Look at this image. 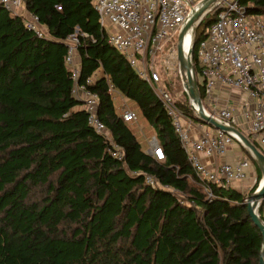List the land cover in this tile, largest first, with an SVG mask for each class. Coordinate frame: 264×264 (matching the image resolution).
I'll return each mask as SVG.
<instances>
[{
	"label": "trees",
	"instance_id": "trees-1",
	"mask_svg": "<svg viewBox=\"0 0 264 264\" xmlns=\"http://www.w3.org/2000/svg\"><path fill=\"white\" fill-rule=\"evenodd\" d=\"M22 1L49 37L0 6V264H258L262 234L244 194L195 172L153 88L108 43L92 0ZM238 3L264 23V0ZM213 19L194 32L195 74L196 45ZM75 30L87 33L78 82L91 77L86 87L121 158L71 93L63 40ZM162 84L193 119L185 91L177 99ZM120 98L154 130L163 160L145 151L143 125L123 120Z\"/></svg>",
	"mask_w": 264,
	"mask_h": 264
},
{
	"label": "built area",
	"instance_id": "built-area-1",
	"mask_svg": "<svg viewBox=\"0 0 264 264\" xmlns=\"http://www.w3.org/2000/svg\"><path fill=\"white\" fill-rule=\"evenodd\" d=\"M202 1L92 0V5L108 43L124 55L130 67L147 81L161 100L164 112L195 172L207 181L232 187L235 182L247 178L251 159L244 157L232 163L221 162L210 169L202 163L199 153L208 157L224 155L229 145L235 142L241 145L236 134L208 127L204 129L205 124L201 123L203 125L198 126L199 134L193 135V119L175 104L173 96L162 84V74L168 80L177 62L175 47L166 45V42L173 34H178L184 22ZM0 6L23 16L26 28L37 36L49 37L38 16L27 12L22 0H0ZM208 14L214 19L195 49L198 66L196 78L197 75L201 78L200 85L204 92L203 107L209 115L228 126L237 128L244 124V135L251 142L264 147L263 20L245 13L238 0H215L202 14L199 22ZM80 37H87V33L75 30L63 40L67 46L65 63L73 81L71 93L86 110L88 125L107 139L115 149L112 150V155L121 158L103 121L97 116V95L86 87V84L91 83V77L85 83L78 82L80 69L75 55L81 44ZM214 90L221 91L223 96L215 94ZM109 91H114L112 86ZM232 91L240 93L235 100L231 99ZM220 99L226 103L221 104ZM120 110L124 121H137L136 113L126 103L120 105ZM149 144V154L157 160H163L164 155L157 140L153 137ZM146 181L155 185V179L150 176L146 177ZM261 185L262 178L256 185L248 188L252 189L251 192L246 190L243 193L241 202L245 205L252 204L253 200H249V195L259 191ZM205 190L209 192L208 188ZM255 212L260 218L261 215L264 217V196L255 201Z\"/></svg>",
	"mask_w": 264,
	"mask_h": 264
},
{
	"label": "water",
	"instance_id": "water-1",
	"mask_svg": "<svg viewBox=\"0 0 264 264\" xmlns=\"http://www.w3.org/2000/svg\"><path fill=\"white\" fill-rule=\"evenodd\" d=\"M214 1L215 0H203L197 6V8L192 11L190 17L184 22L183 26L177 34L176 51L179 63V72L181 75L183 90L187 94L194 111L193 119L214 129H220L224 132H233L234 134H236L240 144L248 151V153L260 169V172L262 174L261 188L259 191L252 192L249 195V200H253V203H247L246 209L251 220L260 229L262 234V242L259 252L258 264H264V221L255 212V201L264 196V154L257 148V146L253 142L249 140L248 137H246V135L240 132L237 128L233 126H228L218 121L216 118L209 115L205 111L199 94L197 78L192 63V52L194 43L193 38L188 54L185 55L183 52V39L185 34L189 30H191L192 36L194 37V32L198 25L200 17Z\"/></svg>",
	"mask_w": 264,
	"mask_h": 264
},
{
	"label": "crops",
	"instance_id": "crops-1",
	"mask_svg": "<svg viewBox=\"0 0 264 264\" xmlns=\"http://www.w3.org/2000/svg\"><path fill=\"white\" fill-rule=\"evenodd\" d=\"M214 93L215 94H217V95H220L221 97L223 96V93L221 92V91H218V90H214ZM238 95H240V93L239 92H237V91H232L231 92V99H237L238 98ZM230 99V100H231ZM125 100H128L127 98H122L121 99V105L123 104V103H125ZM233 100V101H234ZM221 104H225L226 102L225 101H223L222 99H220V101H219ZM235 104V103H234ZM234 110H236V108L233 106L232 107ZM120 112V114H121V110L119 111ZM139 120H141V119H137V121L135 122V123H137V122H139ZM143 128H145V129H143ZM143 128H142V130L139 132L140 134V139H142L143 140V142L146 144V146H145V151L146 152H148L149 150V146H150V144H149V142L151 141V139L153 140V137L157 140V138H156V135H155V132H154V130L152 129V128H150V127H147V126H145L144 124H143ZM199 127L197 126H195V129H192L191 130V132H192V134L193 135H198L199 133ZM204 129H207L206 127H204ZM150 131L149 133H146L147 131ZM151 130L154 132L153 134L151 133ZM148 134H149V137H147L148 136ZM157 142H158V140H157ZM240 146V145H239ZM233 147H234V143L233 144H231V145H229L228 146V148H227V150H226V152H225V154L224 155H222V156H215V157H208V156H205L204 154H202V153H199V157H200V160L202 161V163H204L208 168H214V167H216L219 163H221V162H229V163H232V162H235V161H237L238 159H241V158H244V157H246V154H245V152H243V150H241L240 149V151L238 152V151H234L233 153H231V155L230 154H227L228 152L230 153L231 152V150L233 149ZM149 153V152H148ZM237 155H240V156H242V157H240V158H236V159H234ZM233 157V158H232ZM232 158V160H229V159H231ZM219 160H220V162H219ZM253 172H254V164L253 163H251V167H250V169L248 170V175H247V178L245 179V180H243V181H239V182H235L234 184H233V186L236 188V189H239V187H241L240 185H243V187H244V190L242 189V187L239 189V191H241L242 193H244L246 190H248V188H250L251 186V183H252V179H253ZM251 181V182H250ZM232 186V187H233Z\"/></svg>",
	"mask_w": 264,
	"mask_h": 264
},
{
	"label": "rangeland",
	"instance_id": "rangeland-1",
	"mask_svg": "<svg viewBox=\"0 0 264 264\" xmlns=\"http://www.w3.org/2000/svg\"><path fill=\"white\" fill-rule=\"evenodd\" d=\"M194 38V37H193ZM176 42H177V33H175V34H173L171 37H170V39L166 42V45H173V47H175V49H176ZM162 77H164V79H165V83L166 84H168V85H170V89H171V92L173 93V95H174V97L175 98H177V99H184L183 98V96H182V91H184L183 90V85H182V80H181V76H180V74H179V63H178V59H177V62L175 63V68H174V71L169 75V79L167 80V78H166V76L165 75H163L162 74ZM197 81H198V83L200 84L201 83V78L197 75ZM186 101V100H185ZM125 103L127 104V106L130 108V106L131 105H133L132 104V102H130L129 100H125ZM186 103L188 104L189 103V105H190V107L192 108V105H191V102H190V100L188 99V101H186ZM120 105H121V98H120V103L118 104V106H117V108H118V110L120 111ZM192 110H193V108H192ZM193 124L195 125V126H199L201 123H199V122H196L194 119H193ZM139 124H141V125H143V122L141 121V120H139V122H138ZM132 124H136L135 122H132ZM201 125H203V124H201ZM203 126H205L206 128L208 127V128H211V127H209V126H207V125H203ZM143 127V126H142ZM238 130L240 131V132H242L243 134H246V127H245V125L244 124H241V125H239L238 127ZM142 129L141 128H139V131L138 132H140ZM151 133L153 134L154 132L151 130ZM140 134V133H139ZM147 137H149V134H148V136ZM142 140V139H141ZM258 146V145H257ZM258 148L261 150V152L264 154V147L263 146H258ZM240 149H241V147L239 146V144H237L236 142L234 143V147H233V149L231 150V152L229 153H227V154H230L231 155V153H233L234 151H240ZM242 150V149H241ZM240 157H242V156H240V155H237L234 159H236V158H240ZM246 157H248L247 155H246ZM233 158V157H232ZM232 158L231 159H229V160H232ZM219 162H220V160H219ZM262 178V177H261ZM260 178V179H261ZM260 179H258V173H257V169H256V167H255V165H254V172H253V181H252V183H251V187L253 186V185H256L258 182H259V180ZM251 182V181H250ZM241 187H242V189L244 190V187H243V185H240ZM234 187V186H233ZM241 187H239V189L241 188ZM235 188V187H234ZM238 189V190H239ZM252 190V189H251ZM251 190H248L249 192H251Z\"/></svg>",
	"mask_w": 264,
	"mask_h": 264
},
{
	"label": "bare ground",
	"instance_id": "bare-ground-1",
	"mask_svg": "<svg viewBox=\"0 0 264 264\" xmlns=\"http://www.w3.org/2000/svg\"><path fill=\"white\" fill-rule=\"evenodd\" d=\"M192 38H193V36H192V31L189 30V31L185 34L184 39H183V52H184L185 55H187L188 52H189V48H190V46H191ZM193 105H194V104H193ZM194 107H195V106H194Z\"/></svg>",
	"mask_w": 264,
	"mask_h": 264
}]
</instances>
